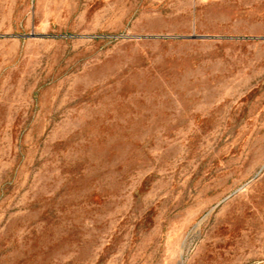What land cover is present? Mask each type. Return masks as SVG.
Returning a JSON list of instances; mask_svg holds the SVG:
<instances>
[{"label": "rangeland", "instance_id": "1", "mask_svg": "<svg viewBox=\"0 0 264 264\" xmlns=\"http://www.w3.org/2000/svg\"><path fill=\"white\" fill-rule=\"evenodd\" d=\"M0 264H264V0H0Z\"/></svg>", "mask_w": 264, "mask_h": 264}]
</instances>
